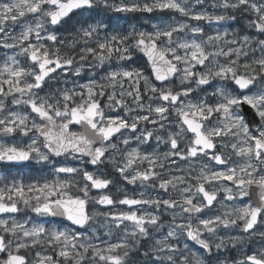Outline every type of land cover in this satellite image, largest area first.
Returning <instances> with one entry per match:
<instances>
[{"label":"snow or ice","instance_id":"1","mask_svg":"<svg viewBox=\"0 0 264 264\" xmlns=\"http://www.w3.org/2000/svg\"><path fill=\"white\" fill-rule=\"evenodd\" d=\"M0 164V264H264V0H0Z\"/></svg>","mask_w":264,"mask_h":264},{"label":"flooded vegetation","instance_id":"2","mask_svg":"<svg viewBox=\"0 0 264 264\" xmlns=\"http://www.w3.org/2000/svg\"><path fill=\"white\" fill-rule=\"evenodd\" d=\"M109 17L112 18L115 22H120V23H125L128 21L127 15H122V14H112V13H107ZM125 20V22H124ZM118 25V24H117ZM119 26V25H118ZM126 26V25H125ZM235 26V25H234ZM84 81H87V78H85ZM78 165V162H75ZM46 173V168L44 167H39L38 165H4L0 164V176H18V177H28V176H40V175H45ZM23 175V176H21ZM24 213L19 214L20 218H23ZM31 215V213H29ZM191 243V242H190ZM198 246H194V249Z\"/></svg>","mask_w":264,"mask_h":264},{"label":"rangeland","instance_id":"3","mask_svg":"<svg viewBox=\"0 0 264 264\" xmlns=\"http://www.w3.org/2000/svg\"><path fill=\"white\" fill-rule=\"evenodd\" d=\"M198 8L200 6H197ZM212 9L209 8V11H211ZM133 15V14H132ZM151 16L152 22H156L157 20H159L161 17L163 18H168L171 15H174L172 13H168V12H163V13H153V14H139L138 16V20H135L134 17L132 18L133 20H135L136 22L134 23V25L138 26V27H143V28H148L149 24L146 22V17ZM127 19H128V15H127ZM129 19V20H132ZM83 82H87V81H83ZM39 166V165H38ZM42 168V166H39ZM45 175H47V169H46V173ZM23 176V175H21ZM190 243V242H189ZM195 250V249H194Z\"/></svg>","mask_w":264,"mask_h":264},{"label":"trees","instance_id":"4","mask_svg":"<svg viewBox=\"0 0 264 264\" xmlns=\"http://www.w3.org/2000/svg\"><path fill=\"white\" fill-rule=\"evenodd\" d=\"M137 16H139V14H136ZM135 16V20H138V17ZM135 20H132L131 22H129L128 24H134L136 21ZM137 59V62H139V65L140 66H143L144 64V60L140 59L139 57L136 58Z\"/></svg>","mask_w":264,"mask_h":264},{"label":"water","instance_id":"5","mask_svg":"<svg viewBox=\"0 0 264 264\" xmlns=\"http://www.w3.org/2000/svg\"><path fill=\"white\" fill-rule=\"evenodd\" d=\"M142 57V56H141ZM143 58V57H142ZM144 59V58H143ZM19 166V165H18ZM63 223L65 224H69L70 222H67V221H63Z\"/></svg>","mask_w":264,"mask_h":264}]
</instances>
